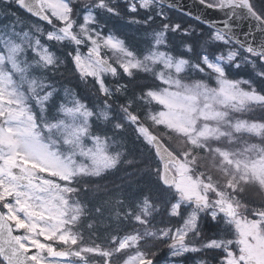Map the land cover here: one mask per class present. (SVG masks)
<instances>
[{
	"label": "rangeland",
	"instance_id": "374dc122",
	"mask_svg": "<svg viewBox=\"0 0 264 264\" xmlns=\"http://www.w3.org/2000/svg\"><path fill=\"white\" fill-rule=\"evenodd\" d=\"M82 1L84 5L80 6L78 3L77 11L80 8L83 11L71 18L69 0H41L45 11L56 20L49 28L47 37L71 46V57L78 75L89 78L98 91V99H104L105 104H109L108 98L112 92L107 83L111 79L123 75L128 77L134 70L153 69L161 84L157 90L149 91L151 102L157 104V108L150 109L146 117L153 127L160 126L163 129L162 135L168 140L172 139V146L185 158L178 166L170 167L176 178L173 189L180 196V200L172 206L170 215H173L180 202L186 215L179 226L163 231L171 238L166 261L151 264H184L185 260L181 258L188 254H192L187 259L188 264H205V259L201 260L197 256L199 252L207 250V258L210 259L214 251H222L223 248L226 264H264L262 219L247 218L245 213L234 218L221 217L233 236L230 239L204 237L199 240L201 234L196 231L200 215L206 208L214 220L218 217V209L227 203L233 204L237 209L246 203H259L237 191L236 187L240 183L259 185L264 193V149L242 141L233 144V133L243 124L240 126L236 123L232 126L231 121L227 120L231 110H236L251 100L257 102L261 97L240 89L236 82L226 79H218L214 87L204 82L182 81L179 74L184 69V62L181 59L174 61L173 58L164 56L161 51L143 58L135 56L124 46L118 34L109 32L102 36L93 29L99 26L95 23L96 17L93 14L96 15L95 12H99L98 9L104 5L109 6L111 0L95 3L93 0ZM139 5L143 9L149 8L147 2ZM135 8L136 5H130V9ZM108 10L112 11L111 8ZM69 20L73 27L64 31L61 26ZM216 38L222 40L219 36ZM22 39L25 40V37ZM8 45L11 49L14 45L17 49L21 47L20 44L10 43V39ZM24 56L25 52L18 51L17 60L21 65H26ZM233 56L234 53L225 59L219 56L215 60H201L211 71L222 77L225 62ZM3 57L0 52V204L3 212L18 232L22 246L40 263L98 264L96 261L87 262L81 252L75 253L71 258L64 250L56 249V242H70L75 238L65 230L64 220L67 212L78 213L77 208L69 206L66 187L62 182L71 180L80 172L101 171L115 161L106 152L104 139L90 137L88 144L83 143L82 137L87 134L90 110L76 99H70L62 106L63 117L60 116L57 124L49 127L48 131L43 124L34 122L33 114L24 102L26 95H22L12 86L11 72L3 71ZM99 57L113 65L111 73H107L98 63ZM157 62H160V66H156ZM15 66L19 67L17 64ZM94 88L91 90L94 91ZM32 89L37 88L33 85ZM34 102L37 104L36 98ZM128 122L150 149L147 139L149 130L139 125L134 117ZM260 129L261 127L252 125L246 130L257 134ZM53 132L64 140L66 148L69 149L67 157L58 151V147H53V143H47L51 141L50 134ZM207 144L213 147L211 149L221 151L225 161H228L229 167L224 175H219L218 184L206 185L191 176V165L195 162L187 157V146ZM75 154L81 156L82 162H76L73 157ZM9 165L23 168L29 180L28 184L17 183L8 171ZM210 189L214 190V194H209ZM132 241L133 237L125 236L120 240L119 247H126ZM229 249L234 253H228ZM148 259L135 252L118 264H145Z\"/></svg>",
	"mask_w": 264,
	"mask_h": 264
},
{
	"label": "trees",
	"instance_id": "16d2710c",
	"mask_svg": "<svg viewBox=\"0 0 264 264\" xmlns=\"http://www.w3.org/2000/svg\"><path fill=\"white\" fill-rule=\"evenodd\" d=\"M146 2L152 8L143 9L138 2H133L137 5L136 9L130 10V2L121 0L109 6L113 8L111 13L102 7L97 13L100 14L98 23L102 31L110 30L118 34L138 57L161 51L174 61L181 59L184 62V69L179 75L182 81L204 82L214 87L218 79H226L236 82L244 91L259 95V101H250L244 107L230 111L227 120H231L232 126L236 121L247 125L233 133V144L242 141L264 149V65L259 58L246 55L218 33L176 11L158 6L150 0ZM79 3L84 4L82 0ZM251 3L264 17V0H251ZM17 15L24 18L25 24L32 25H22ZM47 31V25L20 13L13 0H0V36L6 47L8 39L17 45L28 46L24 56L26 79L38 83L37 94L43 98L44 121H54L58 109L72 97L81 98L92 115L89 121L90 135L105 140L106 152L115 161L98 175H81L70 183V204L77 208L78 213L71 215L69 212L65 220L71 223L78 241L65 251L69 254L82 252L87 259L95 257L101 264L105 261L117 264L135 252L161 263L167 257L171 242L170 236L163 231L179 226L186 213L181 206L177 215H170L171 205L179 195L174 189L160 185L158 165L152 152L128 122L134 117L138 123L162 136L165 143L178 152L172 146L173 140L162 135L163 129L153 127L146 117L150 109L157 108V104L151 102L149 91L157 90L161 83L153 69L134 70L128 77L123 75L110 81L112 92L108 98L109 104H104V99H98L94 84L80 79L68 55V45L50 40L46 37ZM22 33L25 40L20 38ZM232 53L233 58L223 66L222 77L201 60H215L219 56L225 59ZM84 86L89 89L86 93H83ZM92 88L95 90L92 91ZM252 125L261 127L260 132H247V127ZM186 151L187 157L205 161L202 166H194L197 171L193 176L197 179H200L198 174L204 178L210 174L224 175L229 167L221 151L189 146ZM262 190L261 186L250 182L240 183L237 187L242 194L251 192L259 197V203H246L254 210H264ZM224 231L221 223L212 222L206 212L201 214L198 231L201 237H217ZM125 236L133 237L134 241L120 248L119 242Z\"/></svg>",
	"mask_w": 264,
	"mask_h": 264
},
{
	"label": "water",
	"instance_id": "95a60500",
	"mask_svg": "<svg viewBox=\"0 0 264 264\" xmlns=\"http://www.w3.org/2000/svg\"><path fill=\"white\" fill-rule=\"evenodd\" d=\"M156 1L222 33L244 51L261 56L264 62V20L253 10L249 0H216L214 4L204 0ZM16 5L42 21L50 22V18L40 7V0H17ZM70 26V23L67 24L65 29H69ZM99 61L107 70L112 69L105 60ZM149 139L161 164L160 181L164 186L170 187L174 183V178L168 166L170 163L177 165L179 158L169 151L156 135L150 134ZM9 170L14 174L15 180L22 184L27 183L26 178L22 177L24 170L17 166H10ZM222 212L227 216H234L235 209L231 205H226ZM258 215L264 216V213ZM0 256L6 264H39L21 248L9 222L1 212Z\"/></svg>",
	"mask_w": 264,
	"mask_h": 264
}]
</instances>
